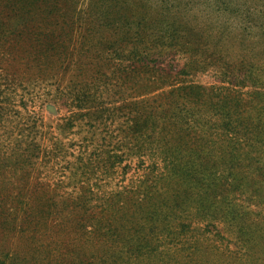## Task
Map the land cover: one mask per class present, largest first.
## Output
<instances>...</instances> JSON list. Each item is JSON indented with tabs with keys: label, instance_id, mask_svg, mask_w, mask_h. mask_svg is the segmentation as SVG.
Instances as JSON below:
<instances>
[{
	"label": "trees",
	"instance_id": "1",
	"mask_svg": "<svg viewBox=\"0 0 264 264\" xmlns=\"http://www.w3.org/2000/svg\"><path fill=\"white\" fill-rule=\"evenodd\" d=\"M180 9L0 14V264H264V38L234 50Z\"/></svg>",
	"mask_w": 264,
	"mask_h": 264
},
{
	"label": "rangeland",
	"instance_id": "2",
	"mask_svg": "<svg viewBox=\"0 0 264 264\" xmlns=\"http://www.w3.org/2000/svg\"><path fill=\"white\" fill-rule=\"evenodd\" d=\"M169 2V3H166ZM59 6L66 12H73L80 18L81 25L89 20L96 12L104 15L112 12L121 14L127 22L132 24L144 19L146 23L161 18V12L165 4L179 6V16L184 21L197 26L203 33H211L214 40L222 36L227 40L225 46L238 49L252 47L253 41L257 42L264 38V0H0V14L9 15L17 12L21 6ZM39 12L31 14V21H41ZM33 46V44H31ZM258 49L257 46H253ZM82 61V60H81ZM23 62L17 58L9 64L12 70H24ZM169 62L163 63L167 66ZM45 64V63H44ZM179 69L181 63H174ZM39 67H34L29 75L41 76L45 79L51 77V82L66 81L71 72H63L58 64L43 72ZM90 71L93 68H89ZM195 82L208 84L213 81L205 76H197ZM40 113L47 125L54 130L56 123L63 116L57 108L48 103L42 106Z\"/></svg>",
	"mask_w": 264,
	"mask_h": 264
}]
</instances>
